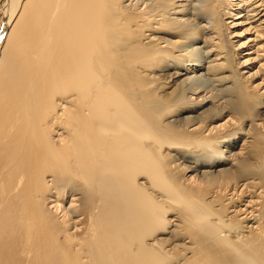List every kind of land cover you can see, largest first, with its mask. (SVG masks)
<instances>
[{"label": "bare ground", "instance_id": "6f19581e", "mask_svg": "<svg viewBox=\"0 0 264 264\" xmlns=\"http://www.w3.org/2000/svg\"><path fill=\"white\" fill-rule=\"evenodd\" d=\"M0 264H264V0H0Z\"/></svg>", "mask_w": 264, "mask_h": 264}]
</instances>
